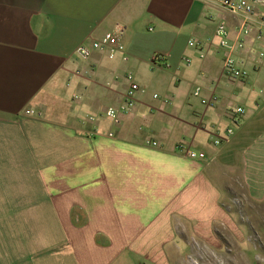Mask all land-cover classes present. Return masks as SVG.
<instances>
[{
    "label": "crops",
    "instance_id": "1",
    "mask_svg": "<svg viewBox=\"0 0 264 264\" xmlns=\"http://www.w3.org/2000/svg\"><path fill=\"white\" fill-rule=\"evenodd\" d=\"M221 1L0 0V264H170L238 190L264 200V6L245 35ZM221 23L246 79L226 75ZM121 29L114 59L91 48ZM130 74L136 107L101 117Z\"/></svg>",
    "mask_w": 264,
    "mask_h": 264
},
{
    "label": "rangeland",
    "instance_id": "2",
    "mask_svg": "<svg viewBox=\"0 0 264 264\" xmlns=\"http://www.w3.org/2000/svg\"><path fill=\"white\" fill-rule=\"evenodd\" d=\"M198 87L203 88L195 85L188 92L194 95ZM206 94L201 91L196 101L207 98ZM238 191L228 209L229 222L216 225L209 238L182 233L186 245L170 254V264H264V200L254 201Z\"/></svg>",
    "mask_w": 264,
    "mask_h": 264
},
{
    "label": "built area",
    "instance_id": "3",
    "mask_svg": "<svg viewBox=\"0 0 264 264\" xmlns=\"http://www.w3.org/2000/svg\"><path fill=\"white\" fill-rule=\"evenodd\" d=\"M221 4L228 14L239 15L244 17V24L242 26V31L245 35L251 32V27L249 25V20L256 12V6L258 4L264 6V0H222ZM125 34V29H121L115 33L107 34L102 40L94 41L91 48L93 50H107L110 54V58L114 59L118 52L124 51V46L121 43V38ZM216 37L219 39V46L222 50H225L227 57L225 60V72L226 75L234 80L246 79L249 75L248 71L240 67L239 62L234 58V53L237 50L243 49V42L233 44L229 40V31L226 23H221L216 30ZM191 45L194 46L195 43L192 41ZM197 46L199 44L196 43ZM78 54L82 58H89L91 55V49L86 45H82L78 49ZM163 68V67H161ZM129 81V87L126 91L124 102L119 109L111 108L106 112L102 113L101 117H106L112 119L115 123L120 124L122 114L130 112L136 107V96L138 92L141 91L140 84L136 82L134 75L130 74L127 77ZM202 89L198 88L194 93V96L199 97L201 95ZM217 98L213 100H203L204 105H213L216 103ZM29 115L42 116V113H36L35 111H27ZM234 114L236 117H241L245 114V109L243 107H237L234 109ZM228 134H233V130H228ZM154 146L158 143L153 142ZM180 148L185 151V146L181 145ZM187 154L192 159L206 160V154L196 151H187Z\"/></svg>",
    "mask_w": 264,
    "mask_h": 264
}]
</instances>
